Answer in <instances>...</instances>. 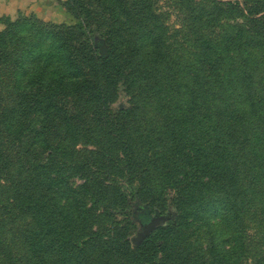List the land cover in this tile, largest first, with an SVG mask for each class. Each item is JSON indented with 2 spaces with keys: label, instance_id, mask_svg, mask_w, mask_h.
Returning a JSON list of instances; mask_svg holds the SVG:
<instances>
[{
  "label": "trees",
  "instance_id": "16d2710c",
  "mask_svg": "<svg viewBox=\"0 0 264 264\" xmlns=\"http://www.w3.org/2000/svg\"><path fill=\"white\" fill-rule=\"evenodd\" d=\"M222 1L177 0L196 14L189 61H174L164 33L143 30L158 21L151 0H65L71 24L0 16V73L21 92L0 117V187L14 181L8 212L31 222L21 264H206L182 229L245 211L241 151L264 173V0ZM228 19L244 26L227 28ZM119 92L128 106L114 110ZM151 98L160 131L140 123ZM26 144L22 169L8 176L4 154ZM78 144L95 148L91 159ZM143 203L177 218L131 249L122 222Z\"/></svg>",
  "mask_w": 264,
  "mask_h": 264
},
{
  "label": "rangeland",
  "instance_id": "374dc122",
  "mask_svg": "<svg viewBox=\"0 0 264 264\" xmlns=\"http://www.w3.org/2000/svg\"><path fill=\"white\" fill-rule=\"evenodd\" d=\"M233 0H226L228 2ZM151 11H153L158 18L156 24H148L143 30L155 31L157 33H164L168 40L166 45L169 53L178 59L189 61L192 59L191 43L194 36L189 32L195 25V12H187L177 0H151ZM179 9H182L179 10ZM184 11V12H183ZM16 20V19H15ZM42 20V19H41ZM54 24H64L59 22L42 20ZM245 20H227L223 24L229 25L227 28L240 23L244 26ZM66 24H71L67 22ZM199 23H197V26ZM226 26V25H225ZM195 27V26H194ZM4 27L0 26V31ZM188 29V32H187ZM141 32L142 29L135 28L133 33ZM101 54L106 53L105 49L99 44L97 45ZM35 64L32 65V69ZM31 73V71H30ZM138 85L136 93L140 95V87ZM259 89V94L262 98L264 105V83ZM143 103L147 100L146 96H140ZM21 98V92L17 89L11 75H1L0 73V117L7 114L8 111L17 107ZM138 98V102L142 101ZM147 107L143 104V110L140 111V123L143 128L151 125L158 128L162 124V115L158 112L160 109L159 101L149 99ZM128 98L124 93L119 92V97L115 100L114 110L125 109L128 106ZM140 104V103H139ZM211 106V103H210ZM264 110V108H263ZM35 118V116H34ZM40 121V117L35 118ZM39 123V122H37ZM142 130V129H141ZM27 142V141H26ZM28 144L24 146H17L8 148L4 154L6 163L10 166L8 176H14L17 173L23 161L27 160L26 151ZM80 154L87 158H92L89 152L95 151L91 145L78 144L76 147ZM45 159L46 154H39ZM240 155V153H239ZM239 158L240 161V189H241V168L243 171L242 178L246 188L249 190L248 204L245 211L239 210L236 216L230 217L227 210H221L217 215L203 219L197 218L195 222L187 226V229H182L187 233V238L184 246H188L191 252L198 253L202 256L206 264L218 260L223 254L227 255L228 264H264V173L262 170L263 164L260 159L256 158L249 150H245ZM16 160V166L15 162ZM18 166V167H17ZM16 171V172H15ZM69 172L68 175H73ZM69 182L76 189L81 186L83 181L80 174H76ZM0 187V224L2 228L0 237L2 244H0V264H21L20 259L26 255L27 246L25 244V231L30 228L29 216L20 215L14 218V212H8L12 209V182H2ZM6 209V210H5ZM137 216L129 219V223L122 222L125 225V238L129 247L135 249L136 247L146 243V240L157 230L167 227L169 224L174 223L177 218L174 210L169 206L165 211L157 209L152 210L144 204L140 206ZM128 212V209L126 210ZM124 217H128L125 215ZM230 217V218H228ZM123 217H120V221ZM106 224V220H102ZM165 223V225L157 226L155 229L148 233V226L154 224ZM195 255V254H193ZM192 259V258H189Z\"/></svg>",
  "mask_w": 264,
  "mask_h": 264
},
{
  "label": "crops",
  "instance_id": "0c3cea01",
  "mask_svg": "<svg viewBox=\"0 0 264 264\" xmlns=\"http://www.w3.org/2000/svg\"><path fill=\"white\" fill-rule=\"evenodd\" d=\"M65 0H0V16L12 20L20 15H34L39 19L67 23L69 15L61 7Z\"/></svg>",
  "mask_w": 264,
  "mask_h": 264
},
{
  "label": "water",
  "instance_id": "95a60500",
  "mask_svg": "<svg viewBox=\"0 0 264 264\" xmlns=\"http://www.w3.org/2000/svg\"><path fill=\"white\" fill-rule=\"evenodd\" d=\"M159 225L163 226V225H165V223H161V224L156 223V224H154V225H152V224L149 225L148 228H147L148 233H149L151 230L155 229V228H156L157 226H159Z\"/></svg>",
  "mask_w": 264,
  "mask_h": 264
}]
</instances>
